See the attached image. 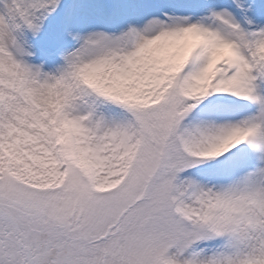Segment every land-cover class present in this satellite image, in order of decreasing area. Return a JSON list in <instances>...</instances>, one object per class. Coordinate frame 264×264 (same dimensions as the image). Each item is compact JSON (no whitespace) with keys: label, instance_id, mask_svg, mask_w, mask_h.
<instances>
[{"label":"snow or ice","instance_id":"1","mask_svg":"<svg viewBox=\"0 0 264 264\" xmlns=\"http://www.w3.org/2000/svg\"><path fill=\"white\" fill-rule=\"evenodd\" d=\"M0 264H264V0H0Z\"/></svg>","mask_w":264,"mask_h":264}]
</instances>
